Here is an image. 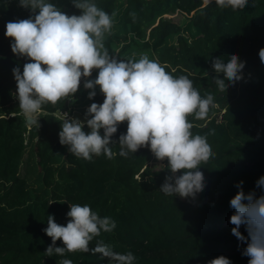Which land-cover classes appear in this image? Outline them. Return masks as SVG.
<instances>
[{"label": "trees", "instance_id": "obj_1", "mask_svg": "<svg viewBox=\"0 0 264 264\" xmlns=\"http://www.w3.org/2000/svg\"><path fill=\"white\" fill-rule=\"evenodd\" d=\"M46 2L69 15L81 11L72 0ZM90 2L113 19L104 39L110 55L122 60L146 55L174 77L187 76L202 97L213 94L206 118L188 117L193 134H208L215 153L200 169L205 188L194 200L165 195L160 186L169 174L167 160H156L147 147L123 157L114 143L112 159L101 154L87 161L61 145L58 111H77L84 119L92 102L103 101L98 86L96 96L88 99L84 78L74 97L43 106L39 128L28 124L18 107L12 73L17 66L22 72L28 59L12 53L11 38L4 32L7 22L32 13L19 0H0V264H59L62 259L113 264L99 253L45 255L51 243L43 231L47 216L64 225L71 204H87L116 223L112 232L94 238L90 248L103 241L116 252H132L134 264H207L220 255L232 264H248L242 255L246 245L231 232L229 201L239 181L245 192L259 194L255 181L264 175V63L258 55L264 47V0H248L236 10L220 8L215 0L207 6L204 0ZM233 53L246 62L243 79L224 93L213 82L211 61H226ZM96 74L93 70L89 78ZM126 127L127 122L121 123L113 140ZM240 231L247 236L243 226ZM56 245L63 246L60 240Z\"/></svg>", "mask_w": 264, "mask_h": 264}, {"label": "clouds", "instance_id": "obj_2", "mask_svg": "<svg viewBox=\"0 0 264 264\" xmlns=\"http://www.w3.org/2000/svg\"><path fill=\"white\" fill-rule=\"evenodd\" d=\"M204 3L207 6L212 0H204ZM72 4L81 10L79 15H69L46 0H19L20 7L28 9L32 15L5 24L4 35L11 38L12 53L28 59L22 72L18 66L12 69L18 107L26 122L39 128L38 118L43 106L74 97L84 78L88 99L96 96L98 86L103 101L92 102L83 120L58 112L57 117L63 122L58 133L59 143L87 161L101 154L112 159L114 143H119V155L123 157L147 147L156 160H167L169 174L160 190L171 197L179 195L194 200L205 188L201 166L215 153L208 134H193V124L188 117L206 118L214 105L213 94L202 97L187 76L174 77L146 55L138 60H122L110 55L104 39L113 26L112 17L90 0H72ZM215 4L236 10L245 8L248 0H215ZM258 55L264 63V47L259 49ZM245 63L235 53L226 61L221 57L212 58V79L219 91L225 93L230 84L243 79ZM93 70L97 74L89 78ZM124 122H127L126 132L113 140ZM85 126L88 131L84 130ZM136 178L142 180L140 176ZM235 187L237 191L229 201L233 209L229 217L231 232L246 245L242 255L248 257V264H264V175L255 181V188L261 190L259 194L255 190L245 192L243 181L237 182ZM66 216L69 219L64 225L56 223L53 215L47 216V227L43 231L51 238V243L44 251L46 256L91 252L99 253L102 259L113 264H134L136 257L130 251L116 252L103 241L94 248L89 247L102 232L115 229L116 223L110 217L99 216L87 204L69 205ZM242 226L247 236L241 233ZM57 240L62 247L56 245ZM59 264L73 262L62 259ZM207 264L232 262L220 255Z\"/></svg>", "mask_w": 264, "mask_h": 264}, {"label": "rangeland", "instance_id": "obj_3", "mask_svg": "<svg viewBox=\"0 0 264 264\" xmlns=\"http://www.w3.org/2000/svg\"><path fill=\"white\" fill-rule=\"evenodd\" d=\"M104 98V97H103ZM69 117H77L80 118L81 120L83 119L82 116L79 115V113L77 111H73Z\"/></svg>", "mask_w": 264, "mask_h": 264}, {"label": "built area", "instance_id": "obj_4", "mask_svg": "<svg viewBox=\"0 0 264 264\" xmlns=\"http://www.w3.org/2000/svg\"><path fill=\"white\" fill-rule=\"evenodd\" d=\"M58 112H62V111H58ZM64 112H67V111H64ZM68 113V112H67ZM71 113H68V115H70Z\"/></svg>", "mask_w": 264, "mask_h": 264}]
</instances>
